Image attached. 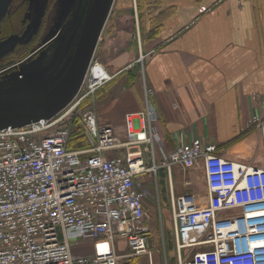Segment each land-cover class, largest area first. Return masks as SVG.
<instances>
[{
	"label": "built area",
	"instance_id": "2783aa9c",
	"mask_svg": "<svg viewBox=\"0 0 264 264\" xmlns=\"http://www.w3.org/2000/svg\"><path fill=\"white\" fill-rule=\"evenodd\" d=\"M113 77L93 60L59 112L0 129V264H120L122 257L144 253L152 258L148 191L140 176L159 168L170 181L178 264H264V167L227 159L200 139L164 149L150 101L143 129L134 131L129 115L123 141L113 124L85 110L82 122L93 142L70 148L78 107ZM121 147L125 153L111 152ZM197 166L204 168L206 191L175 193L176 169ZM120 238L130 253L118 252ZM101 240L109 245L95 253L74 250Z\"/></svg>",
	"mask_w": 264,
	"mask_h": 264
},
{
	"label": "crops",
	"instance_id": "0c3cea01",
	"mask_svg": "<svg viewBox=\"0 0 264 264\" xmlns=\"http://www.w3.org/2000/svg\"><path fill=\"white\" fill-rule=\"evenodd\" d=\"M32 2L38 6L37 0ZM117 2L123 32L119 34L118 23V35L107 41L113 50L97 59L114 77L91 101L100 122L113 124L117 137L126 140L128 116L142 130L150 101L164 149L200 139L215 144L227 159L264 167V125L259 123L264 122V0ZM158 147L156 143L160 156ZM125 151L121 147L111 152ZM190 184L176 169L175 193L192 192ZM206 189L205 183L199 191ZM90 243L88 253L80 245L74 250L90 254L109 245L107 240ZM124 248L130 249L127 240L117 239L118 252L128 253ZM136 256L143 259L135 264H161L154 252L152 258Z\"/></svg>",
	"mask_w": 264,
	"mask_h": 264
},
{
	"label": "flooded vegetation",
	"instance_id": "af4514ba",
	"mask_svg": "<svg viewBox=\"0 0 264 264\" xmlns=\"http://www.w3.org/2000/svg\"><path fill=\"white\" fill-rule=\"evenodd\" d=\"M92 1L75 0L60 29L50 40H44L45 15L41 26L26 29L35 13V4L31 0H10L0 8V14H3L9 4L7 12L0 18V43L11 41L6 50L0 51V108L25 105L42 98L60 82ZM46 50L43 60L31 69L29 63Z\"/></svg>",
	"mask_w": 264,
	"mask_h": 264
},
{
	"label": "rangeland",
	"instance_id": "374dc122",
	"mask_svg": "<svg viewBox=\"0 0 264 264\" xmlns=\"http://www.w3.org/2000/svg\"><path fill=\"white\" fill-rule=\"evenodd\" d=\"M34 1V0H31ZM36 1V0H35ZM37 7L34 5V15L30 20V25L27 26L26 29L34 28L36 29L38 26L42 25V20L39 18L40 16L46 17V23L44 26L46 27V36L44 40H48L52 37L58 30L60 29L62 22L67 17L69 12L73 7V3L75 0H37ZM55 1H57L55 3ZM123 0H118V5H121ZM9 4L3 12H7ZM116 4L112 9L108 21L104 27L103 33L101 35V39L99 41L98 47L96 49L94 60L104 58L107 55V51H112L113 48L109 49L107 46V41L112 35H118L117 24L120 23L121 29L119 34L121 35L123 32V21H119L120 17L118 15ZM3 13V14H4ZM0 14V18L3 16ZM127 40V39H126ZM119 43V42H118ZM121 43V39H120ZM48 52V50L43 51L34 61H31L29 64L31 65V69L35 68L44 58V55ZM104 85V84H103ZM102 85V86H103ZM101 87V86H100ZM99 87V88H100ZM98 88V89H99ZM97 89V90H98ZM96 90V92H97ZM106 89L104 90V92ZM95 92V93H96ZM93 96V95H92ZM95 96V95H94ZM88 100L83 106L80 105L78 107V115L81 118V114L87 110L91 109L93 106L91 101H95V97ZM103 99H106L104 97ZM94 108V107H93ZM75 112V115L77 113ZM75 117V116H74ZM130 119L133 120L134 116H130ZM74 127L76 124L74 122ZM134 130V126H132ZM134 131H140L135 129ZM161 169H158V173L154 171H147L140 176L143 186L148 191V196L146 198V204L149 208V217L148 223L151 229V236H150V248L153 250L154 254L158 255L159 259L161 260V264H177V248H176V231H175V224H174V216L172 212V205H171V197L169 198V185L168 180L165 178L164 184L161 183L159 179V174L161 177ZM178 174L181 176L183 180L190 179L191 184L189 186L192 187L193 191L202 190L205 186V176H204V168L203 166H197L189 169H182L178 168ZM185 185V184H184ZM181 184V186H184ZM188 186V185H185ZM185 191L187 190L184 188ZM202 192V191H199ZM91 243L90 242H82L80 245V250L82 252H90L91 251ZM123 252L130 253L131 250L129 248H124ZM121 253V252H120ZM134 256H127L122 257L120 259V264H135L133 261L141 262L143 258L141 257H134ZM131 259V261L129 260Z\"/></svg>",
	"mask_w": 264,
	"mask_h": 264
},
{
	"label": "water",
	"instance_id": "95a60500",
	"mask_svg": "<svg viewBox=\"0 0 264 264\" xmlns=\"http://www.w3.org/2000/svg\"><path fill=\"white\" fill-rule=\"evenodd\" d=\"M9 1L0 0V8ZM114 3L115 0L92 1L78 36L75 51L60 82L42 98L39 97L25 105L0 108V129L22 126L41 118L51 117L75 97L94 58ZM10 44V40L1 42L0 51L6 50ZM88 137L93 142L90 134Z\"/></svg>",
	"mask_w": 264,
	"mask_h": 264
},
{
	"label": "trees",
	"instance_id": "16d2710c",
	"mask_svg": "<svg viewBox=\"0 0 264 264\" xmlns=\"http://www.w3.org/2000/svg\"><path fill=\"white\" fill-rule=\"evenodd\" d=\"M88 100H89V97H87L85 100H83L81 105L83 106ZM74 122L76 124V127H75L73 135H72L70 148L74 149V148H84V147L91 146V142L87 136L86 129H85L84 124L82 122V117L79 118V116H75ZM165 178H166V174L162 168L161 169V177L159 174V179H160L162 184H164L163 182H165V180H166Z\"/></svg>",
	"mask_w": 264,
	"mask_h": 264
},
{
	"label": "bare ground",
	"instance_id": "6f19581e",
	"mask_svg": "<svg viewBox=\"0 0 264 264\" xmlns=\"http://www.w3.org/2000/svg\"><path fill=\"white\" fill-rule=\"evenodd\" d=\"M135 130V129H134Z\"/></svg>",
	"mask_w": 264,
	"mask_h": 264
}]
</instances>
